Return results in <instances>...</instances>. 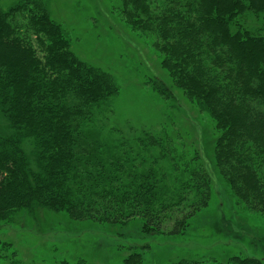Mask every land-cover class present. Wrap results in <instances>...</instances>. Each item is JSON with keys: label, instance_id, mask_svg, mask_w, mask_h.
<instances>
[{"label": "trees", "instance_id": "16d2710c", "mask_svg": "<svg viewBox=\"0 0 264 264\" xmlns=\"http://www.w3.org/2000/svg\"><path fill=\"white\" fill-rule=\"evenodd\" d=\"M82 1L73 6L96 30L113 36L117 22L155 51L165 78L145 84L165 106L148 121L122 108L114 74L73 49L51 0L0 1V228L22 210L182 233L211 197L195 124L175 126L187 105L213 130L214 162L239 209L264 217V0H114L104 13ZM127 247L124 262L140 264L143 248ZM8 248L0 242V260Z\"/></svg>", "mask_w": 264, "mask_h": 264}, {"label": "rangeland", "instance_id": "374dc122", "mask_svg": "<svg viewBox=\"0 0 264 264\" xmlns=\"http://www.w3.org/2000/svg\"><path fill=\"white\" fill-rule=\"evenodd\" d=\"M0 1L8 6L14 0ZM74 1L51 0L55 17L72 33L73 49L114 74L120 86L119 103L131 116L140 121L158 118L165 104L145 84L149 75L165 78L155 51L133 33L127 34L117 22L113 36L106 26L96 30L91 12L78 13L81 9L73 6ZM94 1L82 2L89 5ZM96 2L103 13L114 5V0ZM186 108L175 126L186 129L189 122L195 124L193 131L211 179V197L182 233L146 232L139 219L112 226L72 220L65 212L31 216L21 210L0 228V242L9 244L7 252H2L9 258L0 263L63 264L82 257L97 264H127V246L132 243L143 248L140 264H177L180 260L215 264L232 255L255 257L264 264V217L239 209L214 162L213 130L208 131L188 105Z\"/></svg>", "mask_w": 264, "mask_h": 264}]
</instances>
